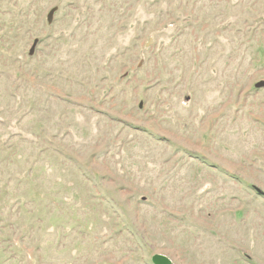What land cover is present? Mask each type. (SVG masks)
<instances>
[{
	"label": "rangeland",
	"instance_id": "374dc122",
	"mask_svg": "<svg viewBox=\"0 0 264 264\" xmlns=\"http://www.w3.org/2000/svg\"><path fill=\"white\" fill-rule=\"evenodd\" d=\"M264 0H0V264H264Z\"/></svg>",
	"mask_w": 264,
	"mask_h": 264
},
{
	"label": "water",
	"instance_id": "95a60500",
	"mask_svg": "<svg viewBox=\"0 0 264 264\" xmlns=\"http://www.w3.org/2000/svg\"><path fill=\"white\" fill-rule=\"evenodd\" d=\"M257 88H264V83L257 85ZM152 264H172V262L165 256L155 255L151 259Z\"/></svg>",
	"mask_w": 264,
	"mask_h": 264
}]
</instances>
